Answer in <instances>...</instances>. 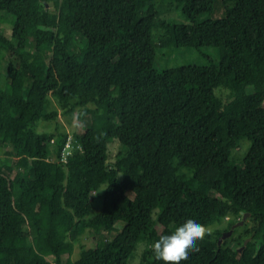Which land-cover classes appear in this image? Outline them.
Masks as SVG:
<instances>
[{
    "label": "trees",
    "instance_id": "1",
    "mask_svg": "<svg viewBox=\"0 0 264 264\" xmlns=\"http://www.w3.org/2000/svg\"><path fill=\"white\" fill-rule=\"evenodd\" d=\"M175 1L188 23L158 0H0V51L27 75L6 88L0 74V264H130L148 227L153 242L188 217L212 230L182 264H264V0ZM156 46L219 61L158 70ZM60 114H75L71 133ZM245 213L240 244L218 246ZM92 227L107 236L85 248ZM142 261L163 264L150 246Z\"/></svg>",
    "mask_w": 264,
    "mask_h": 264
},
{
    "label": "rangeland",
    "instance_id": "2",
    "mask_svg": "<svg viewBox=\"0 0 264 264\" xmlns=\"http://www.w3.org/2000/svg\"><path fill=\"white\" fill-rule=\"evenodd\" d=\"M158 5L160 6L162 10L161 16H163L164 18L170 19L177 23H181V22L188 23V20L185 18V16L183 15L181 11V3L176 2L175 0H158ZM221 12H222V7L220 3L218 2L216 3V9L213 13V16L216 18L218 17V20L220 23L224 22L223 18L221 17ZM204 17L205 16H202L200 17V19L202 20ZM29 23H31V21ZM31 25H33V23H31ZM0 30H3V33L8 34L9 33L8 24L3 23L0 26ZM153 32L156 33V29H153ZM8 56H9L8 53H6L4 50L0 51V74L2 76L1 81H2V84L6 88L9 86L10 77L17 76V79L20 82H22L25 79L24 77L27 76L26 74L24 77L20 76L16 67L9 61ZM207 58H210L212 62L217 64L219 61L218 60L219 58L218 50L212 47H201L199 49H195V48H188V47L186 48L184 47L161 48V47L156 46L155 60H154L153 66L154 68L158 70H163V69L172 68V67H176L180 65H204V64H207L208 62ZM45 65H46V61H42L38 63L36 72L40 74L41 69H43ZM256 90L258 93L264 95V88L262 86L260 85L256 86ZM59 121H60V125H59L60 129H64L68 133H71L73 129L75 128V126L78 124V122L75 120V114H69V115L60 114ZM9 139L11 138L9 137ZM9 139L3 143L2 153L4 154L6 152L13 153V142ZM247 147H248L247 138H242L239 141L238 147L232 149V159H236L237 161H240ZM117 149H118L117 141H114L109 144L108 162L113 161V157ZM12 160L18 165V166L16 165L18 169L23 166V164L19 162L18 158L12 156ZM51 164H53L52 160L49 161L48 167H51L52 166ZM13 176L17 180L19 176L18 172H15ZM46 177L49 179L53 178V173L50 168L48 169V174L46 175ZM167 182L170 185L174 184V181L171 179H168ZM217 195L221 198L226 197L224 192H220ZM45 203L46 201L43 202V204ZM99 204H100V199H98L97 206H99ZM156 212H157V209L154 210L153 219H154ZM240 221H242L240 224H237V223H235L237 225L234 224L235 226L232 228L231 233L221 241V244H223L224 241H225V244L228 246H238L240 244V240L237 237L238 235L243 234V226L245 225L246 227L248 226L250 227L252 225L251 221L249 220V215H246L245 218L243 215L239 219L238 222ZM224 223L225 222L220 223V224H224ZM119 228H120V225H116L113 228V232L118 231ZM157 229L158 227L155 224H152L150 227L147 228L146 231H144L141 234L137 242V246L134 252L132 253V257L129 262L130 264H143V261H142L143 252L146 251V249L149 246H151L152 235L157 232ZM104 235L107 236V233L98 232L96 228L92 227L89 230H87L86 233L82 236L80 243L85 248L95 247L101 242V239L105 237ZM211 245L212 243H209V246ZM80 249L81 248L79 246V243L76 244L70 257L72 259H75L78 256ZM66 256L67 254L64 255V257ZM48 258L52 260L51 256Z\"/></svg>",
    "mask_w": 264,
    "mask_h": 264
},
{
    "label": "clouds",
    "instance_id": "3",
    "mask_svg": "<svg viewBox=\"0 0 264 264\" xmlns=\"http://www.w3.org/2000/svg\"><path fill=\"white\" fill-rule=\"evenodd\" d=\"M211 230V225H205L195 217H188L151 243L154 260L162 261L163 264H182L191 252L197 250L198 241Z\"/></svg>",
    "mask_w": 264,
    "mask_h": 264
},
{
    "label": "water",
    "instance_id": "4",
    "mask_svg": "<svg viewBox=\"0 0 264 264\" xmlns=\"http://www.w3.org/2000/svg\"><path fill=\"white\" fill-rule=\"evenodd\" d=\"M246 215H248V213H245V214H244V218H245ZM241 222H242V221L237 222V224H240ZM237 224H235V225H237ZM235 225H232V227H231L230 230L225 231V232H223V233L221 234V236L218 238V241H217L218 246L221 244V241H222L224 238H226V237L231 233V230H232V228H233ZM240 249H241V248H240Z\"/></svg>",
    "mask_w": 264,
    "mask_h": 264
},
{
    "label": "built area",
    "instance_id": "5",
    "mask_svg": "<svg viewBox=\"0 0 264 264\" xmlns=\"http://www.w3.org/2000/svg\"><path fill=\"white\" fill-rule=\"evenodd\" d=\"M68 146H69V140L66 142L65 147H64V150H63V152H62L63 157H65V154L68 153V150L66 149ZM63 159H64V158H63Z\"/></svg>",
    "mask_w": 264,
    "mask_h": 264
}]
</instances>
